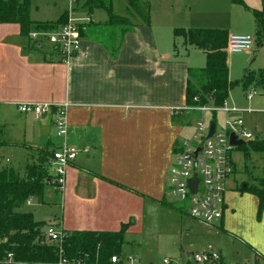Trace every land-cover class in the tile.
Listing matches in <instances>:
<instances>
[{"label": "crops", "instance_id": "0c3cea01", "mask_svg": "<svg viewBox=\"0 0 264 264\" xmlns=\"http://www.w3.org/2000/svg\"><path fill=\"white\" fill-rule=\"evenodd\" d=\"M107 20L100 15L83 22ZM139 30L123 36L115 55L83 31L79 52L63 62L48 43L36 48L17 24H0V142L11 145L0 153L57 146L53 114L35 120L19 112L26 103H67V144L86 149L65 168L61 199L67 197L75 216L64 224L63 215L56 230L115 231L136 223L144 204L165 202L180 118L187 116L186 69L196 64L187 47L152 48Z\"/></svg>", "mask_w": 264, "mask_h": 264}, {"label": "rangeland", "instance_id": "374dc122", "mask_svg": "<svg viewBox=\"0 0 264 264\" xmlns=\"http://www.w3.org/2000/svg\"><path fill=\"white\" fill-rule=\"evenodd\" d=\"M84 1L29 0V19L47 23L45 21L57 20L65 11V23L70 22L69 24L78 27L89 18L92 21H97L100 15L106 18L105 12L100 9L95 10L89 17L86 9L82 7ZM130 1L133 8L129 7ZM130 1L110 0L112 13L128 18L136 29L142 28L139 32L141 31L144 43L163 51H172L174 44L176 48L181 46V39L174 40L173 37V30L179 28L221 29L228 31L229 35L254 38L255 29L250 10L261 7L260 0H242L247 8L230 0ZM144 12L148 16L147 24L142 16ZM42 45L43 49L48 47L45 42ZM186 47L190 51L188 58L196 64L193 68L203 67L204 53L190 46ZM227 63L229 80L234 83L238 81L228 92L225 100L227 106L263 111L264 85H253L257 95L247 102L244 98L246 89H243L239 81L245 71L254 72L256 75L264 72V38L260 45L253 46L250 54H229ZM236 118L241 120L245 132L264 141V114L244 113L228 120ZM180 119L181 140L189 139L196 131L195 124L200 115L187 113L186 117ZM225 127V118L219 116L216 121V134L223 133ZM53 139L59 143L58 138ZM78 155L79 158L82 157L81 152ZM35 156L32 147L26 152L23 149L3 150L0 153V168H11L22 176L25 164ZM232 160L235 172L228 182L229 191L225 194L228 210L221 221L208 225L189 218L184 206L174 204V198L167 193L168 182L165 180L164 200L177 209H169L158 203L149 206L148 203L144 204L139 209L140 218L131 224L132 229L124 236V243L117 256L119 264H130L129 259L136 260L135 264H161L163 259L173 261L172 264H196L194 257L209 254H218L226 264H247L252 259L253 251L264 257V208L258 212L257 198L251 193L239 191V187L244 185L258 187L259 181L264 180V154L245 146L233 151ZM50 167L52 170L53 166ZM61 195L60 192H55L53 186H46L43 202L30 199L28 205L20 208V212L30 213L35 220L54 227L60 221L63 223L64 215L68 218L64 221L67 224L75 215L70 214L67 197L64 195L62 201ZM187 253L192 258L188 259Z\"/></svg>", "mask_w": 264, "mask_h": 264}, {"label": "trees", "instance_id": "16d2710c", "mask_svg": "<svg viewBox=\"0 0 264 264\" xmlns=\"http://www.w3.org/2000/svg\"><path fill=\"white\" fill-rule=\"evenodd\" d=\"M130 1V0H129ZM247 8L242 0H230ZM260 9H251L254 22V45H260L264 38V0H260ZM133 4L130 1L131 8ZM83 8L88 14L94 10H103L107 15L104 24H90L89 21L78 25L79 32L87 31L89 37L109 49L115 55L125 34L133 32L135 26L124 16L112 13L110 0H85ZM147 24V14L142 15ZM65 14L62 13L53 22H33L29 19V0H0V24H17L19 33L28 38V34L37 30H55L65 24ZM174 40L181 39V45L190 46L204 53V66L188 67L184 90L185 106L213 104L222 105L228 92L238 83L228 77V55L226 52L229 33L221 29H174ZM176 44L173 49L176 52ZM243 89L259 84L264 85V72L257 75L245 71L240 79ZM252 151L264 154V141H247ZM235 148L243 149L245 146ZM11 146L0 142V148ZM35 158L26 163L23 175L11 168H0V238L6 240L0 245V260L7 253H12L13 263L9 264H58L65 260L66 264H111L110 259L118 255L124 243V236L131 222L120 224L115 231H67L59 229L60 243H50L44 236L46 224L36 221L32 214L20 212L30 199L43 202L46 186H53L56 193V177L51 170L50 160L56 147L49 142L42 147H32ZM240 192L254 195L258 200V212L264 208V180L258 187L241 186ZM169 209H177L172 204L160 202ZM55 228V227H54ZM255 261H263L264 257L253 252ZM0 264H8L0 262ZM119 264V263H117ZM214 264H225L221 257Z\"/></svg>", "mask_w": 264, "mask_h": 264}, {"label": "built area", "instance_id": "2783aa9c", "mask_svg": "<svg viewBox=\"0 0 264 264\" xmlns=\"http://www.w3.org/2000/svg\"><path fill=\"white\" fill-rule=\"evenodd\" d=\"M71 21V19H70ZM70 23V22H69ZM69 23L59 26L55 30H37L28 34V39L34 44L48 43L58 53L61 61L65 62L75 56L80 50L81 36L78 28ZM254 46V38L250 36L229 35L226 45L227 55L244 53L250 54ZM244 98L247 102L257 95L256 88L251 85L245 88ZM67 103L52 105L49 103H26L18 106L20 113L30 115L38 120L44 114H53V126L55 136L59 139L50 160L53 166L52 172L56 177V189L61 192L64 185L65 168L75 160L78 153L86 151L67 144L69 133L67 125ZM185 113H197L200 115L196 122L195 133L189 139L180 140L174 147L172 164L168 171L167 193L174 198V204L184 206L186 215L198 222L211 225L222 218L226 209L225 194L228 182L235 172V164L232 153L235 146L230 144L229 137L233 135L236 141L257 140L242 128V122L236 117L244 113H262L263 111L241 110L229 108L226 102L216 106L211 103L185 107ZM219 116L225 118L223 133L216 134V121ZM214 124V130L208 137L209 126ZM196 180L195 193H192L188 181ZM29 204V200L26 202ZM44 236L50 243H60L61 233L54 226L47 225ZM6 242L0 238V245ZM218 254H209L194 257L196 264H214L219 260ZM192 258V257H191ZM0 262L13 263L12 253H7ZM136 260L129 259L130 264ZM173 261L163 259L161 264H172ZM111 264H117L118 259L112 257ZM58 264H66L65 260H59ZM247 264H264L255 260Z\"/></svg>", "mask_w": 264, "mask_h": 264}, {"label": "water", "instance_id": "95a60500", "mask_svg": "<svg viewBox=\"0 0 264 264\" xmlns=\"http://www.w3.org/2000/svg\"><path fill=\"white\" fill-rule=\"evenodd\" d=\"M39 45L37 44L36 45V48H38ZM213 130H214V124L211 123L210 126H209V133H208V137L211 136V134L213 133ZM229 141H230V144L235 146V147H240L242 145H244V143L242 141H236L235 138L233 137V135H230L229 137ZM196 184H197V181L196 180H190L188 181V185L190 187V190L192 193H195V189H196ZM187 258L190 259L191 258V254L190 253H187Z\"/></svg>", "mask_w": 264, "mask_h": 264}]
</instances>
